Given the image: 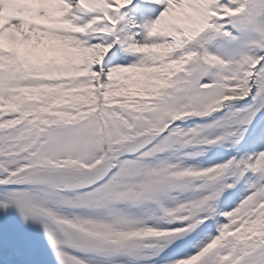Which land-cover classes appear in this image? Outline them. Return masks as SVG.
<instances>
[{"label":"snow or ice","instance_id":"1","mask_svg":"<svg viewBox=\"0 0 264 264\" xmlns=\"http://www.w3.org/2000/svg\"><path fill=\"white\" fill-rule=\"evenodd\" d=\"M0 0V209L51 264H264V0Z\"/></svg>","mask_w":264,"mask_h":264},{"label":"rangeland","instance_id":"2","mask_svg":"<svg viewBox=\"0 0 264 264\" xmlns=\"http://www.w3.org/2000/svg\"><path fill=\"white\" fill-rule=\"evenodd\" d=\"M0 264H51L40 226L22 219L14 208L0 209Z\"/></svg>","mask_w":264,"mask_h":264},{"label":"bare ground","instance_id":"3","mask_svg":"<svg viewBox=\"0 0 264 264\" xmlns=\"http://www.w3.org/2000/svg\"><path fill=\"white\" fill-rule=\"evenodd\" d=\"M163 7V5L149 3L147 0H134L133 5L125 11H129L131 15H138L140 22H142L145 20L155 19Z\"/></svg>","mask_w":264,"mask_h":264}]
</instances>
